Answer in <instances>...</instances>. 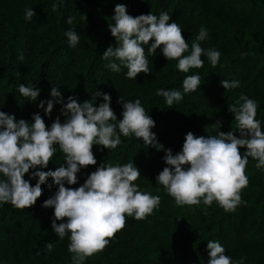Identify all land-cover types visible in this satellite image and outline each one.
I'll return each mask as SVG.
<instances>
[{
    "label": "trees",
    "instance_id": "trees-1",
    "mask_svg": "<svg viewBox=\"0 0 264 264\" xmlns=\"http://www.w3.org/2000/svg\"><path fill=\"white\" fill-rule=\"evenodd\" d=\"M116 3L126 4L133 16L150 12L159 16L166 11L172 18L170 23L174 21L182 28L189 52L200 28H205L208 36L201 46L221 53L218 65L213 68L202 56V68L184 73L176 67V60L168 61L160 49L155 55L149 54V46L144 45L150 73L128 79L123 66L113 72L102 54L116 43L108 27L114 23ZM53 4L57 5L55 11ZM31 7L36 16L27 21L25 9ZM69 16L73 17L71 25L66 22ZM68 30L80 36L75 47L69 45ZM187 75H199L201 87L183 93L182 81ZM224 79L239 81V86L227 90L221 84ZM19 84L41 89L37 101L21 96ZM52 87L59 88L65 102L68 96L83 103L92 101L97 91L109 93L119 119L121 96L125 102L140 99L146 114L156 121L152 131L163 145L162 150L146 146L134 134H121V144L115 149L101 150L102 146L94 145L97 165L82 168L78 183L66 185L79 187L100 163L115 166L131 161L141 169L134 184L142 192L161 197L159 206L145 219L127 216L126 226L84 264H207L208 240L220 242L233 261L264 264V168L256 169L258 161L248 158L249 184L241 190L242 202L232 212L215 201L211 206L202 201L199 205H176L156 180L167 166L163 159L166 150L179 152L187 132L216 135L235 127L228 104L235 103L241 93L256 101V119L264 129V0H0V110L14 114L17 120H31L33 113L39 112L49 127L57 116L63 122L61 104H55L51 117L45 114L47 104L43 109L38 106L42 100L54 99ZM161 88L179 90L183 99L168 107L165 98L156 95ZM102 102L101 96L94 104ZM217 121L222 122L221 129ZM245 150L241 148V152ZM63 160L57 146L48 168L42 170L66 166ZM35 170L25 175L33 186L38 179L31 178ZM49 184H53L51 189ZM42 187L43 195L31 208L0 203V264H72L70 233L59 239L52 228L54 209L42 206L57 186L49 177ZM48 242L53 244L50 251L45 247Z\"/></svg>",
    "mask_w": 264,
    "mask_h": 264
},
{
    "label": "clouds",
    "instance_id": "clouds-1",
    "mask_svg": "<svg viewBox=\"0 0 264 264\" xmlns=\"http://www.w3.org/2000/svg\"><path fill=\"white\" fill-rule=\"evenodd\" d=\"M56 7L53 4V11ZM35 16L33 7L25 9V20L31 21ZM112 18L114 23H109L108 27L116 43L107 47L102 59L110 61L107 67L113 72H119L121 66L127 68L128 79L151 72L144 45L149 46V54L155 55L160 49L168 61L176 60V67L184 73L191 68H202V56L207 57L213 68L219 63V51L201 46L200 42L208 36L205 28H200L189 52L182 28L174 21L170 23L172 18L166 11L159 16L152 12L133 16L128 13L126 4L116 3ZM66 22L71 25L73 17L69 16ZM66 36L71 47L79 43L76 31L68 30ZM186 52L189 54L185 55ZM23 58V55L19 57ZM221 84L228 90L238 87L239 81L224 79ZM198 87H201L199 75H187L182 81L183 93L194 92ZM40 92L38 87L18 86V93L33 102ZM183 93L161 88L156 95L163 96L168 107H172L183 99ZM50 95L54 99L42 100L38 106L43 109L47 104L45 114L51 117L55 104L59 103L65 117L62 122L57 116L50 127L39 112L33 113L31 120H17L14 114L0 110V174H3L0 203H10L18 209L31 208L43 195L42 185L51 177L57 190L42 206L54 209L52 228L59 239L70 233L68 251L73 254L72 264H84L87 257L102 252L111 238L126 226L127 216L145 219L159 206L161 197L139 190L134 182L140 177L141 169L131 161L115 166L111 162L100 163L79 187L66 185L78 183L77 174L82 168L97 165L94 145L102 146L101 150L115 149L121 144V134L124 137L134 134L144 145L157 150H162L163 145L152 131L156 121L146 114L140 99L125 102L121 96L118 103L123 110L119 119L111 107L109 93L97 91L92 101L83 103L74 96H68L65 102L57 87H52ZM101 96L103 102L95 106L94 101ZM228 108L236 122L231 131L199 136L189 131L179 152L166 150L163 159L167 166L156 180L174 198L176 205H199L202 201L205 206H211L215 201L226 212H232L242 202L241 190L249 184L248 158L258 161L256 169L264 168V129L256 119V101L241 93ZM215 123L221 129L222 122ZM57 146L66 166L42 170L48 168ZM241 148L246 150L241 152ZM33 169L36 170L31 172V178L38 177L34 186L30 179H25ZM48 187L51 189L53 184ZM45 247L50 251L52 242ZM207 250V264H243V259L233 261L226 255L218 241L208 240Z\"/></svg>",
    "mask_w": 264,
    "mask_h": 264
}]
</instances>
